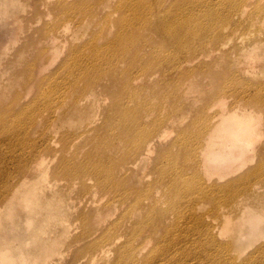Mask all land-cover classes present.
<instances>
[{"label":"bare ground","instance_id":"1","mask_svg":"<svg viewBox=\"0 0 264 264\" xmlns=\"http://www.w3.org/2000/svg\"><path fill=\"white\" fill-rule=\"evenodd\" d=\"M43 1L0 81V264H264V0Z\"/></svg>","mask_w":264,"mask_h":264},{"label":"rangeland","instance_id":"2","mask_svg":"<svg viewBox=\"0 0 264 264\" xmlns=\"http://www.w3.org/2000/svg\"><path fill=\"white\" fill-rule=\"evenodd\" d=\"M14 1L17 2L18 0H0V81H6L7 85L9 84L8 86L11 88L12 86H10V82L12 81L13 77H15V80L17 79V82L19 83L22 81V76L27 73V70L24 71L25 61L23 60L25 59L19 57L20 51L25 48V55H27L28 52H31L32 50L44 45V41L41 40V34L36 31V28L47 22L49 19H52V15L49 12V5L43 0H20L19 2L21 6L19 4V7L13 6ZM36 5L39 6V9ZM29 11L31 14L28 13L29 15L26 14L27 16L25 15L24 17L21 15L22 13L24 15V12L26 13ZM19 12H21V14ZM39 12L42 13L43 16ZM47 12L48 15L46 16ZM49 16L50 18H48ZM29 18L31 19L30 21H32L31 23L27 21ZM34 19L36 22H34ZM33 34H35V36ZM26 49H28V51ZM8 51L10 53H8ZM8 54L11 57L8 56ZM54 63H57V61ZM226 64L227 63L225 62L222 64V66H225ZM5 71L9 72L7 73ZM244 76H246V74H244ZM3 83L4 82H1L0 84V108L9 100V96L4 97V89H2ZM9 89L10 88H7V90ZM13 89H15V87H13ZM214 89L215 88L213 86L202 83V85L197 87L194 91H190L192 92L191 94L197 98V101L194 103L195 106H192V109H186V111L190 110V113H187L188 116L184 122H186L187 119H189L188 117L191 115V121L196 120L197 117L194 111L201 107L203 103L202 100H204V98L207 97ZM250 90L251 88H249V91ZM199 98L201 99L199 100ZM227 99L229 103L236 101L233 105H236L237 101L238 103H241L236 91L233 92L232 95ZM254 113L256 112L254 111ZM261 116L262 119H260V124H262L261 126L264 127V113H261ZM198 127L199 124L195 123V128ZM18 146L19 145L10 146L6 141L0 140V166L2 165L3 167L7 168L5 174L13 170V165L8 162V158L11 156L13 150ZM27 237L28 236L24 235L23 239H26ZM17 241L18 240H14L15 243H17ZM181 250H183L184 256H186V258L183 259L182 264H223L221 263L223 261L220 257L219 248H195L193 245H191V248H181ZM228 252L230 254L234 253V251ZM244 256V253H241L238 261ZM167 264L171 263L168 262Z\"/></svg>","mask_w":264,"mask_h":264}]
</instances>
